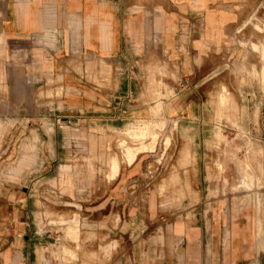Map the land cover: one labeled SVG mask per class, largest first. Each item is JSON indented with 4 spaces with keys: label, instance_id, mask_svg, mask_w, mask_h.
Returning a JSON list of instances; mask_svg holds the SVG:
<instances>
[{
    "label": "crops",
    "instance_id": "1",
    "mask_svg": "<svg viewBox=\"0 0 264 264\" xmlns=\"http://www.w3.org/2000/svg\"><path fill=\"white\" fill-rule=\"evenodd\" d=\"M159 80L179 96L170 117L183 123L176 133L194 135L198 165L211 133L201 119L216 116L208 95L223 86L246 102L248 132L264 134V0H0V264L61 260V226L74 239L80 227L75 219L47 221V178L59 165L53 182L73 191L79 137L138 133L143 120L133 123L150 110L144 96ZM143 153L132 162L127 154L110 158L107 173L93 179L87 229L114 238L102 246L103 260L254 264L255 250L264 251L262 200L254 211L251 200L233 207L232 218L247 210L251 219L233 220L222 240V207L209 228L162 221L144 235ZM64 246L72 254L75 240Z\"/></svg>",
    "mask_w": 264,
    "mask_h": 264
},
{
    "label": "rangeland",
    "instance_id": "2",
    "mask_svg": "<svg viewBox=\"0 0 264 264\" xmlns=\"http://www.w3.org/2000/svg\"><path fill=\"white\" fill-rule=\"evenodd\" d=\"M178 97L172 90L167 92L166 86L159 80L153 94L144 96V104L150 110L133 123L143 120L138 133L124 135L116 131L80 136L78 141L84 148L78 151L79 165L73 166V191H64L57 182H53L59 165L51 172L46 180L47 221L75 219L80 227L79 236L74 239L66 235V226H61L65 227L60 238L64 241L55 248L57 254H61L57 264H109L103 260L106 253L102 246L114 238L106 239L101 231L87 229V222L91 220L88 208L93 205L89 193L96 175L107 173L108 160L116 157L123 161L125 154L132 162L139 153L145 152L140 156L146 160V165L140 176L141 193L137 198L140 206L137 220L147 228L144 235L153 233L154 230L148 227L152 228L153 223L162 221L168 224L204 222L209 228L215 220L214 209L222 207L217 218L222 226L219 237L222 240L225 228L233 220L246 222L251 219L247 210L238 212L232 218L233 207L250 200V211H254L255 202L262 200L261 215L264 219V134L248 132L246 119H243L246 102L237 100L227 86L208 95L209 109L216 116L201 119L203 125L210 127L211 133L205 135L203 158L198 165L194 151L190 150L194 135L176 133L177 126L183 123L178 122L177 117H170L181 106ZM88 162L94 168L92 174ZM79 187H82L81 190ZM119 221L117 214L111 219L114 225ZM262 237L264 239V226ZM67 239L75 240L72 254L65 253ZM171 248L175 251L176 245ZM203 251L210 252L207 247ZM255 258L254 264H264V251L255 250Z\"/></svg>",
    "mask_w": 264,
    "mask_h": 264
},
{
    "label": "bare ground",
    "instance_id": "3",
    "mask_svg": "<svg viewBox=\"0 0 264 264\" xmlns=\"http://www.w3.org/2000/svg\"><path fill=\"white\" fill-rule=\"evenodd\" d=\"M117 165H118V163H117Z\"/></svg>",
    "mask_w": 264,
    "mask_h": 264
}]
</instances>
